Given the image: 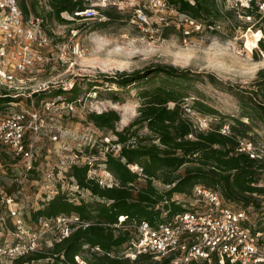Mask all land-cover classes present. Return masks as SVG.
Here are the masks:
<instances>
[{
  "label": "trees",
  "instance_id": "obj_1",
  "mask_svg": "<svg viewBox=\"0 0 264 264\" xmlns=\"http://www.w3.org/2000/svg\"><path fill=\"white\" fill-rule=\"evenodd\" d=\"M45 1L48 6L45 15L39 9L41 0H18V3L25 19H42L46 31H50L48 27L53 22L71 23L64 13L81 19L76 12L91 5L90 0ZM169 1L181 11L207 23L225 21L226 17L235 19L230 11L223 13L215 0H192L193 3L191 0ZM108 7L103 11L108 18L103 24L119 20L122 16L116 7ZM261 22L264 30V18ZM254 39L255 36L253 43ZM259 46L264 54V38ZM259 73L261 78L255 83V88L247 90L241 98L244 102L242 116L250 124L233 118L231 122H221L217 127L207 129L195 127L186 110L219 114L215 108L188 92L191 82L199 80L198 74L173 65L156 64L107 77V82L118 87V90H108L112 100L120 101L121 91L128 88L137 89L141 100L138 115L122 129L117 127L121 114L115 109L88 114V121L95 127L110 131L116 137L112 144L118 145L119 151H107L103 161L116 182L103 185L98 178L90 176L89 172L94 167L90 162L72 164L69 176L79 188L89 190L95 200L77 202L59 190L33 211L32 219L38 221L40 217L55 219L75 215L88 225L77 227L73 224L72 227L77 228L68 237L53 241L52 245L44 243L42 249L15 259L14 264H46L43 263L45 260H48L47 264H77L76 255H82L89 264H168V258L158 261L150 253L137 254L134 259L125 256V251L137 237L134 224L144 220L157 224L183 212L185 203L174 195L190 196L198 184L220 192L226 203L255 204L263 208L264 186L259 183L264 171V158L251 157L249 153L240 151L241 141H249V132L253 128L251 123L264 124V69ZM97 85L101 84L90 81L89 90L85 92L90 93L91 87ZM82 92L80 83L76 81L71 88L51 86L26 98L29 103L31 100L69 95L66 100L77 102ZM190 97H194L192 104L185 106ZM22 99V95L2 90L0 110ZM225 125H229L227 134L221 132ZM159 185L165 188L161 189ZM257 196H262L263 200ZM121 216L126 219L118 226ZM97 247L100 251L96 250Z\"/></svg>",
  "mask_w": 264,
  "mask_h": 264
},
{
  "label": "rangeland",
  "instance_id": "obj_2",
  "mask_svg": "<svg viewBox=\"0 0 264 264\" xmlns=\"http://www.w3.org/2000/svg\"><path fill=\"white\" fill-rule=\"evenodd\" d=\"M98 1L90 0V4ZM45 4L46 1L41 0L39 9L43 15L48 10ZM106 8L109 7H97V15L93 19H75L64 13V17L71 20V23L53 22L48 27L50 31H46L50 40L42 51L52 59L36 65L26 74H18L24 78L26 86H31L29 87L31 95L51 86L71 88L78 81L83 92L77 102H72L73 110L66 107L68 101L66 97L69 95L62 96L65 103L64 101L56 103L51 110L44 109V103L51 100L50 97L40 101L31 100L28 103L24 95L19 103H11L0 110V115H7L23 106L34 105L46 116L44 128L38 135L32 136L36 149V170L22 184H14L12 180L15 175L23 174L22 162L0 152L1 184L16 196L27 225L33 229L36 227V221L32 219L33 211L40 208L43 202L48 201L49 196L52 198L59 190L77 202L82 199L88 202L95 200V196L89 190L78 188L75 180L69 176L72 164L91 162L94 167L89 172L90 176L98 178L103 185H112L116 182L103 163L107 151L111 149L116 153L119 151V146L112 144L116 137L110 131L95 127L88 121V114L115 109L121 114L117 127L122 129L138 115L141 100L135 88L121 91L120 101L112 100L108 90H118V87L107 82V77L121 72L143 70L156 64L188 69L198 74L199 78L187 87L188 92L219 112L209 115L194 109L191 111L186 109L195 127L198 129L217 127L221 122L233 121V118L250 124V121L242 116L244 102L241 98L247 94L245 93L247 90L255 88V83L261 78L259 71L264 69V55L259 44L252 51L246 47L249 38L251 41L254 38L247 29L249 22L235 17L232 23L221 21L220 31L214 34L207 33L186 40L175 28L158 33L146 32L131 22L127 12H121L119 20L103 24L108 20L103 12ZM112 9L117 10L113 7ZM252 30L255 32L256 28ZM76 41L83 44V55L77 57L68 51L65 58L61 59L59 48L63 46L67 48ZM90 81L101 85L91 87L92 91L86 93ZM2 90L6 89L0 84V91ZM193 98L187 99L185 106L191 105ZM204 119L207 124H204ZM251 125L253 128L249 132V141L253 143L255 153L264 158V124L255 121ZM54 136H57V140L53 139ZM63 146L67 149H63ZM49 172L53 174L52 179L46 177ZM180 172L183 174L184 168ZM259 185L264 186V171ZM48 186L53 188L49 189ZM159 188L165 187L159 185ZM174 196L186 204L193 202L191 196L180 194ZM257 197L263 200L262 196ZM227 204L234 208L242 207L237 205L238 203ZM262 207L252 204L249 208L258 225L264 227V203ZM8 227L10 230L14 228L11 220ZM129 228L133 230L132 226ZM59 230V227H54L44 236L43 241L49 245L52 238L59 234ZM2 236L0 245L5 240L9 242L15 239L9 233ZM47 262L48 260L43 261L46 264Z\"/></svg>",
  "mask_w": 264,
  "mask_h": 264
},
{
  "label": "built area",
  "instance_id": "obj_3",
  "mask_svg": "<svg viewBox=\"0 0 264 264\" xmlns=\"http://www.w3.org/2000/svg\"><path fill=\"white\" fill-rule=\"evenodd\" d=\"M215 1L223 13L230 11L235 17L249 22L248 31L255 27L259 44L264 38L261 27L264 0ZM107 6L129 13L132 23L150 33L175 28L187 40L207 33L214 34L221 29L220 22L207 23L194 18L169 0H99L86 10L76 12V15L81 19H93L97 15V7ZM232 20L226 17L225 21L232 23ZM49 40L42 19H25L18 0H0V84L6 90L15 95L31 96V86H26L24 78L18 74H26L36 65L52 59L42 51ZM59 51L61 59L68 51L80 57L84 47L76 41L67 48H59ZM55 97L43 101L45 110H51L61 101L65 103L61 95ZM66 103L67 108L74 109L72 102ZM45 124L46 116L34 105L0 115V150L7 157L22 162L24 167L23 174L12 179L14 184H22L36 170V149L32 136L38 135ZM204 124H207L205 119ZM221 132L229 133V125L223 126ZM53 139L57 140V136ZM62 148L67 149L66 146ZM240 151L249 153L251 157L263 158L255 153L253 143L248 140L241 141ZM46 177L52 179L53 174L49 172ZM190 196L193 202L183 204L186 209L170 220L157 224L144 220L134 224L137 237L125 251V256L134 259L137 254L150 253L158 261L168 258V264H264V227L253 218L250 205L234 208L225 202L220 192L201 184L194 186ZM125 219L121 216L117 225L121 226ZM10 220L14 227L12 230L8 227ZM73 224L77 227L88 225L75 215L55 219L40 217L33 229L27 225L16 196L0 181V238L4 233L15 238L0 245V264H14L15 259L42 249L46 242L43 241L44 236L54 227L60 228L59 234L52 238L49 245L68 237L77 228L72 227ZM96 250L100 251V248ZM75 259L77 264H89L82 255H76Z\"/></svg>",
  "mask_w": 264,
  "mask_h": 264
},
{
  "label": "bare ground",
  "instance_id": "obj_4",
  "mask_svg": "<svg viewBox=\"0 0 264 264\" xmlns=\"http://www.w3.org/2000/svg\"><path fill=\"white\" fill-rule=\"evenodd\" d=\"M250 32H251V36H255V39H254V41H255V43H253V40L251 41L250 40V38H249V40L247 41V48H248V50L249 51H252L253 50V48H255L256 46H257V44H258V38H259V34L257 33H255L253 30H250Z\"/></svg>",
  "mask_w": 264,
  "mask_h": 264
}]
</instances>
